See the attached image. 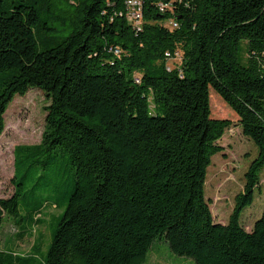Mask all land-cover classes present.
I'll list each match as a JSON object with an SVG mask.
<instances>
[{
    "label": "trees",
    "instance_id": "obj_1",
    "mask_svg": "<svg viewBox=\"0 0 264 264\" xmlns=\"http://www.w3.org/2000/svg\"><path fill=\"white\" fill-rule=\"evenodd\" d=\"M31 87L44 128L13 147L0 233L65 203L43 264H141L158 238L194 264H264V211L239 223L264 164V0H142L139 23L126 0H0V134ZM210 89L234 119L211 115ZM233 124L258 153L218 223L204 183ZM33 261L0 237V264Z\"/></svg>",
    "mask_w": 264,
    "mask_h": 264
},
{
    "label": "rangeland",
    "instance_id": "obj_2",
    "mask_svg": "<svg viewBox=\"0 0 264 264\" xmlns=\"http://www.w3.org/2000/svg\"><path fill=\"white\" fill-rule=\"evenodd\" d=\"M245 41H241L239 57L245 55ZM168 66L178 64V60H168ZM218 97H212L213 94ZM210 112L214 117L235 118L234 111L210 89ZM49 101L38 88L31 87L23 95H15L4 112V128L0 134V197L12 193L10 182L13 174V147L18 144H35L41 139L44 128L46 106ZM234 114V115H233ZM218 143L222 151L211 156L204 183V195L209 202L212 218L218 223H227L234 205V197L243 191L245 172L258 150L251 140L245 137L237 124L226 129ZM253 202L240 213V225L249 230L264 211V164L259 172L258 182L253 188ZM32 198H29L31 201ZM65 203L57 208L48 206L38 217L41 223H33L29 229L19 226V218H6L1 228V242L17 254H30L32 264H43L52 234L57 226ZM22 209V207H21ZM25 211L22 209L21 214ZM24 224V222H22ZM21 223V224H22ZM26 225V224H25ZM37 242V243H36ZM36 243V247L33 249ZM141 264H194L193 260L174 254L163 239H155L145 260Z\"/></svg>",
    "mask_w": 264,
    "mask_h": 264
},
{
    "label": "built area",
    "instance_id": "obj_3",
    "mask_svg": "<svg viewBox=\"0 0 264 264\" xmlns=\"http://www.w3.org/2000/svg\"><path fill=\"white\" fill-rule=\"evenodd\" d=\"M126 6L128 19L135 23H139L142 12V0H126ZM173 25H175V23H173ZM114 51L118 52V49L116 48ZM165 55L167 57L170 56L169 52H166ZM174 57H178L177 52L175 53ZM135 80L138 81V78H135Z\"/></svg>",
    "mask_w": 264,
    "mask_h": 264
},
{
    "label": "crops",
    "instance_id": "obj_4",
    "mask_svg": "<svg viewBox=\"0 0 264 264\" xmlns=\"http://www.w3.org/2000/svg\"><path fill=\"white\" fill-rule=\"evenodd\" d=\"M3 225V224H2ZM1 228H2V226H1Z\"/></svg>",
    "mask_w": 264,
    "mask_h": 264
}]
</instances>
